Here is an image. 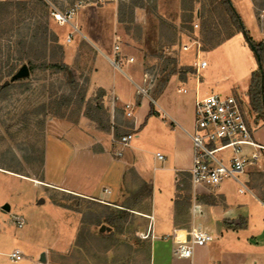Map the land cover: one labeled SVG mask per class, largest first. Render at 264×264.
Returning a JSON list of instances; mask_svg holds the SVG:
<instances>
[{
	"label": "crops",
	"instance_id": "crops-1",
	"mask_svg": "<svg viewBox=\"0 0 264 264\" xmlns=\"http://www.w3.org/2000/svg\"><path fill=\"white\" fill-rule=\"evenodd\" d=\"M138 9L142 7H136V14ZM121 23L118 0H79L68 22L58 24L56 34L63 47V62L86 76V94L89 96L99 91L101 101L116 121L117 112L124 113L126 132L133 133L130 143L121 146L110 127L100 129L91 118L82 115L57 135L46 134L40 172L33 173L35 177L3 165L0 173L30 181L40 188L30 197V207L40 210L47 207L52 213L50 217H36L32 210L29 218H24L18 214L20 207L17 208L15 214L24 222L18 226L12 218L11 224L15 228L26 225V229L16 233L0 227V264H64L57 257L70 250L76 224L71 220L70 210L46 198V190L58 188L102 202L112 201L115 205L125 185L147 186L146 194H141L137 202L115 205L134 214H127L123 221H117L118 230L122 231V223L127 224L128 219L136 222L134 226L128 223L129 226L125 227V233L134 240L125 244L126 252L131 255L144 252V256L125 258L115 264H264V199L254 188L249 186L251 191L242 194L233 188H224V196L202 194L188 205L176 199L175 173L185 172L191 164L188 131L194 124V100L196 96L218 91L221 80L211 74L207 62L205 67L197 69L199 80L195 77L180 80L172 74L152 98L140 83L141 75L132 64L134 57L126 52ZM139 25L145 29L144 22ZM238 33L234 37H238ZM257 33L253 31L251 34L255 38ZM143 38L142 32L140 39L143 41ZM230 39H222L216 44L228 43ZM116 44L122 54L119 65L114 62ZM244 44L242 40L237 42L238 49L247 53ZM130 57L132 60H127ZM186 58L187 54L182 53L180 59ZM200 58L204 56L200 55ZM262 67L264 73V61ZM254 69L256 65L250 62L246 72L249 79L244 90L246 99ZM224 79L229 76L224 75ZM232 90L229 88L222 93ZM128 110L130 116L126 115ZM254 136L264 145V119L260 120ZM145 140L158 145L150 156L141 152L149 144ZM157 152L163 155L162 160L156 158ZM149 160L154 163V170H169L173 181L163 184L160 177L150 176L147 172ZM261 169H264V158ZM163 188L169 189L168 197L165 193L160 195ZM193 202L197 204L194 208ZM9 207V211H1L10 212ZM107 223L115 225L110 221ZM101 226L112 229L111 226ZM192 227L207 230L213 239L204 246H195L190 257L178 258L173 253V237L186 238ZM140 233L143 236L139 240L137 235ZM14 250L19 251V259L10 258L9 254Z\"/></svg>",
	"mask_w": 264,
	"mask_h": 264
},
{
	"label": "rangeland",
	"instance_id": "rangeland-1",
	"mask_svg": "<svg viewBox=\"0 0 264 264\" xmlns=\"http://www.w3.org/2000/svg\"><path fill=\"white\" fill-rule=\"evenodd\" d=\"M1 1L0 168L3 165L11 166L12 169L35 177L33 173L40 172V156L46 134L57 135L82 115L91 118L100 129L106 130L110 127L115 139L128 131L123 123V112H117L116 121L101 101L99 91L89 96L86 94V76L83 72L81 75L69 66L70 71L57 70L53 65L63 60L60 51L51 42V33L56 34L59 24L51 12L55 7L65 13L74 8L79 0ZM231 2L254 42L264 45V0ZM136 7H142L137 14ZM118 9L122 22V42L126 52L134 57L132 64L141 75L142 87L148 90L152 98L158 93L161 78L172 66L177 70L187 68L193 71L186 74L185 80L192 77L199 80L195 47L191 46L187 51L180 48L188 39L197 38L201 43L200 55L209 63L211 74L222 82L218 92H226V89L232 88L230 94L237 93L246 99L244 90L249 79L246 74L248 64L252 62L257 67V60L243 34L237 32L223 0H118ZM140 22H144V30L139 25ZM253 31H258L255 38L251 34ZM142 32L143 41L140 39ZM236 33L238 37H234ZM228 38H232L228 43L216 44L217 41ZM238 40L245 42L247 53L238 49ZM182 53L187 54L186 59H180ZM23 65L27 66L28 73L19 77L16 74ZM224 75H228L229 79H224ZM72 80L77 84L74 87L70 84ZM5 81L8 84L3 88ZM82 88L85 89L83 102L80 101L79 94ZM252 113L254 114L253 110ZM145 143L148 146L141 152L150 156L158 145L149 140H145ZM153 166L151 160L147 161V172L150 176L160 177L163 184L173 181L174 177L169 170H154ZM263 171L264 169H250L248 172L249 186L262 197ZM175 184L181 188L176 190L177 201L184 205L190 204L193 190L187 178L180 174V181H175ZM39 189L30 181L0 173V206L5 203L11 206L10 212H2L0 209L1 229L24 232L26 225L15 228L10 221L14 218L13 215H17L15 213L18 212L15 211L19 207L21 212L18 214L24 218H29L32 210L36 217L51 216L49 208L33 209L28 203L30 197ZM146 192L147 186L137 188L135 185H125L121 188L115 205L135 203ZM161 193L160 195L165 193L168 197L169 189L163 188ZM45 196L54 204L70 210L71 220L76 224L73 244L67 254L57 257L59 262L115 264L125 258L144 256V252L131 255L125 248V244L134 242L125 233V227L130 223L134 226L136 222L128 219L127 224L125 221L122 223V231L118 230L117 225L123 221V216L133 214L130 210L117 207L112 201L102 202L101 199L75 195L58 188L46 190ZM122 209L126 210L125 213L119 211ZM111 212L121 219L113 226L105 220V215ZM101 225L111 226L112 229H104ZM137 236L141 239L143 235L140 233Z\"/></svg>",
	"mask_w": 264,
	"mask_h": 264
},
{
	"label": "built area",
	"instance_id": "built-area-1",
	"mask_svg": "<svg viewBox=\"0 0 264 264\" xmlns=\"http://www.w3.org/2000/svg\"><path fill=\"white\" fill-rule=\"evenodd\" d=\"M73 11L74 8H71L63 13L54 7L51 14L59 24H63L68 22ZM196 25L195 23L194 26ZM191 46L196 49L194 52L197 57V69L205 67L207 61L200 58L201 43L197 38L188 39L180 48L187 51ZM114 48L117 51L114 62L119 65L122 54L118 52V44ZM126 115L130 116L131 111L128 110ZM254 118L248 99L237 93L210 91L205 95L196 96L194 124L188 131L191 164L185 174H182L183 171L175 173L176 183L180 181V174L184 175L192 187L193 199L202 194L224 196V188H233L240 194L250 192L248 172L250 169H261L264 158V145L254 136L260 120L255 121ZM132 137L133 133L126 132L116 141L121 146H126ZM155 155L158 160L163 159L160 152ZM195 206L197 204L193 202L192 207ZM14 221L16 225L21 226L24 219L14 215ZM187 235L184 239L173 237V253L178 258L190 257L195 246H204L213 239L210 232L198 227H192ZM9 256L13 259L20 258L18 250L10 252Z\"/></svg>",
	"mask_w": 264,
	"mask_h": 264
},
{
	"label": "trees",
	"instance_id": "trees-1",
	"mask_svg": "<svg viewBox=\"0 0 264 264\" xmlns=\"http://www.w3.org/2000/svg\"><path fill=\"white\" fill-rule=\"evenodd\" d=\"M225 7L229 13V15L231 16L237 32H240L243 34V37L245 39V41L247 43H252L255 46L256 51L258 52L259 56H260V60L259 62L263 65V61H264V45L260 42L255 43L254 40L251 38V36L248 34L247 29L245 28V25L243 24L239 14L237 13L236 9L234 8L231 0H223ZM3 2L0 0V4H2ZM121 21V20H120ZM51 42L54 43V47L58 48V50L60 51V54H63V47L61 44H59L57 42V36L54 32L51 33ZM255 56V54H254ZM54 67L57 70H64V71H70L68 65L62 61H59L58 63H54L53 64ZM193 71H191L190 69L188 70L187 68L185 69H180L177 70L174 66H172L171 68L168 69V71L166 72V74H164V76L161 78L160 80V84L158 86V92H160L162 90V88L164 87V85L166 84V82L169 79V76L172 74H177L178 78L180 80H185L186 79V74L187 73H192ZM264 81V73H263V67L259 68L258 67V61H257V67L256 69H254L251 73V78H250V83L247 89V96H248V101L249 104L254 112V119L255 121H259V120H263L264 119V93H263V86L262 83ZM70 84L74 87L77 84L74 82V80H72L70 82ZM3 88H6V85L3 84L2 85ZM80 97H81V102H83L84 99V94H85V89L82 88L79 92ZM42 157V153L40 156V160ZM42 161V160H41ZM182 174H185V172H182ZM176 189H181L180 187L176 186ZM264 199V197H262ZM120 212H124L126 210H119ZM105 220L106 222H117L120 220V217L111 212L105 215Z\"/></svg>",
	"mask_w": 264,
	"mask_h": 264
},
{
	"label": "water",
	"instance_id": "water-1",
	"mask_svg": "<svg viewBox=\"0 0 264 264\" xmlns=\"http://www.w3.org/2000/svg\"><path fill=\"white\" fill-rule=\"evenodd\" d=\"M248 44H249L251 50L253 51V53L255 54L256 60L258 61V67L262 68V64L259 62L260 56H259L258 52L256 51L254 44H252V43H248ZM27 73H28V68L26 65H23V66H21V68L19 69V71L17 72L16 75L20 77V76L26 75ZM3 84H5V85L8 84V81H5ZM262 86H263V83H262ZM40 201H42V200H40ZM1 209L3 211H9L10 207L7 203H5L2 205ZM103 228H104V226H103Z\"/></svg>",
	"mask_w": 264,
	"mask_h": 264
}]
</instances>
